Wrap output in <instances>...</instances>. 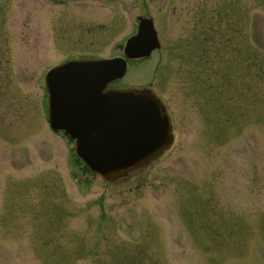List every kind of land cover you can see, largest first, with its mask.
I'll return each instance as SVG.
<instances>
[{
  "label": "rangeland",
  "instance_id": "obj_1",
  "mask_svg": "<svg viewBox=\"0 0 264 264\" xmlns=\"http://www.w3.org/2000/svg\"><path fill=\"white\" fill-rule=\"evenodd\" d=\"M162 47L120 87L167 103L174 144L118 181L52 129L46 71ZM0 264H264V0H0Z\"/></svg>",
  "mask_w": 264,
  "mask_h": 264
},
{
  "label": "water",
  "instance_id": "obj_2",
  "mask_svg": "<svg viewBox=\"0 0 264 264\" xmlns=\"http://www.w3.org/2000/svg\"><path fill=\"white\" fill-rule=\"evenodd\" d=\"M152 27L151 21L142 22L127 43L128 56L159 45ZM126 68L122 58L80 61L47 76L52 126L75 136L79 156L108 180L146 165L171 140L169 116L151 91L107 89Z\"/></svg>",
  "mask_w": 264,
  "mask_h": 264
},
{
  "label": "trees",
  "instance_id": "obj_3",
  "mask_svg": "<svg viewBox=\"0 0 264 264\" xmlns=\"http://www.w3.org/2000/svg\"><path fill=\"white\" fill-rule=\"evenodd\" d=\"M77 162H78V164H81L79 159L77 160ZM83 169H84L85 171H88V168H87L86 166H84V165H83Z\"/></svg>",
  "mask_w": 264,
  "mask_h": 264
}]
</instances>
